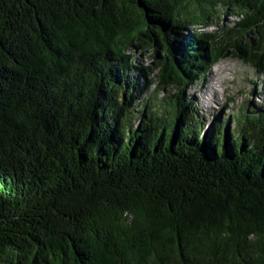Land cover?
<instances>
[{"label": "trees", "instance_id": "trees-1", "mask_svg": "<svg viewBox=\"0 0 264 264\" xmlns=\"http://www.w3.org/2000/svg\"><path fill=\"white\" fill-rule=\"evenodd\" d=\"M230 54L264 75V0H0V264H264V110L184 96Z\"/></svg>", "mask_w": 264, "mask_h": 264}, {"label": "rangeland", "instance_id": "rangeland-1", "mask_svg": "<svg viewBox=\"0 0 264 264\" xmlns=\"http://www.w3.org/2000/svg\"><path fill=\"white\" fill-rule=\"evenodd\" d=\"M216 20L218 21V18ZM234 21H236L235 17H232L229 13H223L220 16V20L215 25L206 28V31L220 35L222 33L221 28L232 25ZM196 30L194 26L187 25L182 32L184 35H191ZM136 58L145 67L150 85L147 92L139 95L140 99L133 106H139V104L144 103L152 106L155 101L151 100L150 96L157 90L155 88L158 73L155 68L156 60L146 51L138 52ZM223 66L227 67V71L224 73L225 77L220 76L219 80L221 82L215 85V89L218 92L215 97L216 102L211 101L212 104L207 106L204 101L206 95L202 88L203 86L209 88L208 74L216 70L220 72ZM139 82H142L140 78ZM263 82V74H257L250 65L231 54L214 60L212 65H209L198 79L187 84L184 91V96L192 104V112L196 120L200 121L199 118L203 120L201 122L202 127L198 129L201 136L208 137L212 135L216 131L215 128L220 125L224 129H227L230 135H234L235 137L238 134L234 131L237 123L236 116L240 115L241 109L245 108L246 111H252L253 113L264 110ZM253 93L258 94V96L253 98ZM207 95L210 96L209 93Z\"/></svg>", "mask_w": 264, "mask_h": 264}, {"label": "bare ground", "instance_id": "bare-ground-1", "mask_svg": "<svg viewBox=\"0 0 264 264\" xmlns=\"http://www.w3.org/2000/svg\"><path fill=\"white\" fill-rule=\"evenodd\" d=\"M227 71V67L226 66H223L221 69H220V72H217L216 71H212L211 73L208 74V82H209V88L208 87H205L203 86L202 90L205 92V97H204V101L205 103L207 104V106H210L212 104L211 101H214L216 102V95L218 94V92L216 91L215 89V85H217L218 83H220L221 81L219 80L220 79V76H224V73ZM225 77V76H224ZM207 93H209L210 96L207 95ZM194 96V94H193ZM258 96V94L256 93H253L252 97H256ZM195 97V96H194Z\"/></svg>", "mask_w": 264, "mask_h": 264}]
</instances>
